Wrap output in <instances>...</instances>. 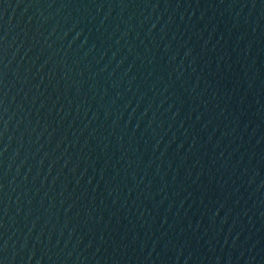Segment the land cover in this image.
Listing matches in <instances>:
<instances>
[{"label":"water","instance_id":"95a60500","mask_svg":"<svg viewBox=\"0 0 264 264\" xmlns=\"http://www.w3.org/2000/svg\"><path fill=\"white\" fill-rule=\"evenodd\" d=\"M0 264H264V0H0Z\"/></svg>","mask_w":264,"mask_h":264}]
</instances>
